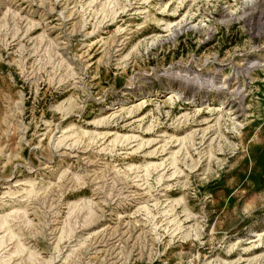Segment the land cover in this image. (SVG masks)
Instances as JSON below:
<instances>
[{"label":"rangeland","instance_id":"obj_1","mask_svg":"<svg viewBox=\"0 0 264 264\" xmlns=\"http://www.w3.org/2000/svg\"><path fill=\"white\" fill-rule=\"evenodd\" d=\"M0 264H264V0H0Z\"/></svg>","mask_w":264,"mask_h":264},{"label":"bare ground","instance_id":"obj_2","mask_svg":"<svg viewBox=\"0 0 264 264\" xmlns=\"http://www.w3.org/2000/svg\"><path fill=\"white\" fill-rule=\"evenodd\" d=\"M170 95H171V96L169 97V100L174 99V98L176 97V95H174L173 93H171ZM146 99H147V98H143V99H141V100H140V103H139L138 105H136V106H143V105L147 104V101H148V100H146ZM171 101H172V100H171ZM219 107H221V106H219ZM219 107H218V108H213L212 110H213V111H216V112H222L224 108H219ZM133 108H134V107H133ZM119 109H123V105H122V106H119V107H118V110H119ZM1 222H2V221H1ZM6 224H7L6 221H3V223H2V227H1V228H4V227L6 226ZM2 239H3V238H2ZM2 241H3V240H2Z\"/></svg>","mask_w":264,"mask_h":264}]
</instances>
